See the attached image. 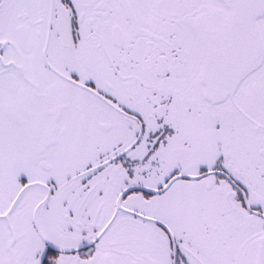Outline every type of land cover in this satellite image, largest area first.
Instances as JSON below:
<instances>
[{
  "label": "snow or ice",
  "instance_id": "snow-or-ice-1",
  "mask_svg": "<svg viewBox=\"0 0 264 264\" xmlns=\"http://www.w3.org/2000/svg\"><path fill=\"white\" fill-rule=\"evenodd\" d=\"M0 264H264V0H0Z\"/></svg>",
  "mask_w": 264,
  "mask_h": 264
}]
</instances>
